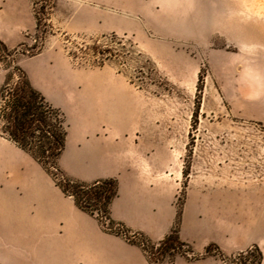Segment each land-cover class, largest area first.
<instances>
[{
  "label": "rangeland",
  "instance_id": "obj_1",
  "mask_svg": "<svg viewBox=\"0 0 264 264\" xmlns=\"http://www.w3.org/2000/svg\"><path fill=\"white\" fill-rule=\"evenodd\" d=\"M28 1L32 31L21 33L23 42L13 47L0 40V87H13L21 78L18 69L30 81L27 69L33 59L54 52L59 56L54 74L62 82L68 79L76 93L67 100L50 94L52 106L65 113L69 138L88 120L103 121L110 115L103 111L105 104H119L127 139L131 136L132 142L144 147L152 163L164 158L166 175L176 180L170 232L177 230L178 237L183 218L203 210L187 204L192 191L210 199L229 192L253 198L241 206L260 202L259 196H264V43L260 41L264 39L257 33L264 30V13L253 0H65L64 7L59 0ZM59 59L66 62L60 64ZM90 88L97 111L86 101ZM6 146L18 148L4 135L0 121V179L28 171L24 164L6 159L14 156ZM63 164L61 154L56 170L49 168L54 180L37 165L53 183L82 182L69 172L76 168ZM212 208L218 221L221 209ZM244 210L236 209L241 216ZM115 225L112 231L140 246L152 264H175L178 258L255 264L257 251L262 264L257 245L229 254L213 243L197 248L179 237L182 246L174 242L173 248L164 249L159 241ZM246 252L251 257L238 260Z\"/></svg>",
  "mask_w": 264,
  "mask_h": 264
},
{
  "label": "crops",
  "instance_id": "obj_2",
  "mask_svg": "<svg viewBox=\"0 0 264 264\" xmlns=\"http://www.w3.org/2000/svg\"><path fill=\"white\" fill-rule=\"evenodd\" d=\"M58 2L63 7L66 4L65 0ZM253 3L264 13V0ZM32 14L28 0H0V40L9 47L22 43L21 33L35 26ZM260 31L257 34L264 39V30ZM52 53L36 56L27 69L30 84L49 103L52 92L60 94L62 100L76 94L68 79L62 82L54 74L59 56ZM59 60L60 64L66 62ZM36 81L51 87H38ZM93 94L92 89L87 91L86 101L89 109L97 111ZM118 105L105 104L103 111L110 115L106 114L103 121L88 120L86 127L73 131L71 138L67 132L63 165L76 168L69 172L85 183L115 178L118 196L111 203L110 219L132 234L139 232L157 242L172 227L176 180L166 175L164 158L152 163L144 147L132 142L131 136L127 139ZM6 147L14 153L6 159L24 164L28 171L0 179V264H152L140 246L104 230L95 216L78 208L32 158L21 155L18 148ZM259 198L257 205L244 202L241 206L253 198L229 192L210 199L190 192L187 204L203 210L191 211L183 218L181 241H191L197 248L213 243L229 254L257 245L264 264V196ZM212 207L221 209L218 221ZM238 208L245 209L242 216ZM175 264L218 263L208 258L191 262L178 258Z\"/></svg>",
  "mask_w": 264,
  "mask_h": 264
},
{
  "label": "trees",
  "instance_id": "obj_3",
  "mask_svg": "<svg viewBox=\"0 0 264 264\" xmlns=\"http://www.w3.org/2000/svg\"><path fill=\"white\" fill-rule=\"evenodd\" d=\"M18 71L21 78L13 87L6 85L0 87L2 130L8 140L31 156L54 180L49 168L56 170V163H58L66 145L68 124L65 113L52 106L30 84L27 75L20 69ZM66 180H63V183L54 181V184L83 212L95 216L97 220V215L101 214L108 220L110 228L115 227V222L109 216L111 203L118 196L115 178L90 183ZM98 222L104 230L114 233L112 230L104 228L99 220ZM177 233V230L168 233L158 242L159 247L171 249L173 248L171 244L174 242L182 246L183 243ZM114 235L120 236L119 233H114ZM138 235L145 238L141 234ZM251 255L250 252L239 254L238 260H241V257L246 260ZM254 263L261 264L260 251L256 252ZM241 264H244V261H241Z\"/></svg>",
  "mask_w": 264,
  "mask_h": 264
},
{
  "label": "built area",
  "instance_id": "obj_4",
  "mask_svg": "<svg viewBox=\"0 0 264 264\" xmlns=\"http://www.w3.org/2000/svg\"><path fill=\"white\" fill-rule=\"evenodd\" d=\"M97 217H98V220L100 221V223L103 225L104 228L112 230V228H110L108 220L105 217H103L101 214L97 215ZM114 228H117L116 225Z\"/></svg>",
  "mask_w": 264,
  "mask_h": 264
}]
</instances>
